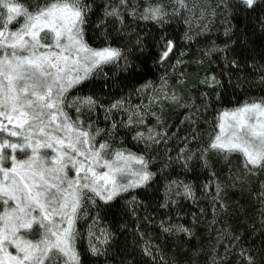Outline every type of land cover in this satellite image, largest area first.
Returning <instances> with one entry per match:
<instances>
[{"label":"snow or ice","instance_id":"obj_1","mask_svg":"<svg viewBox=\"0 0 264 264\" xmlns=\"http://www.w3.org/2000/svg\"><path fill=\"white\" fill-rule=\"evenodd\" d=\"M0 264H264V0H0Z\"/></svg>","mask_w":264,"mask_h":264},{"label":"trees","instance_id":"obj_2","mask_svg":"<svg viewBox=\"0 0 264 264\" xmlns=\"http://www.w3.org/2000/svg\"><path fill=\"white\" fill-rule=\"evenodd\" d=\"M261 95V93H259L258 91H249V92H242V91H236V92H230L227 94V100H230L232 103L231 104H227L228 107H232L233 105L236 104H242L248 96H259ZM196 145H194L195 147ZM236 162V158H233V163ZM219 166V164H218ZM206 247V245H205ZM201 261H203L205 259V257L203 255H201L200 257Z\"/></svg>","mask_w":264,"mask_h":264}]
</instances>
